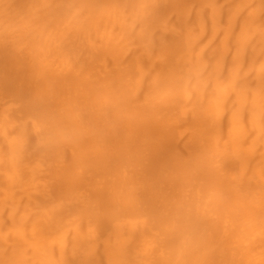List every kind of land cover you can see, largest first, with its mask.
<instances>
[{
  "label": "bare ground",
  "instance_id": "1",
  "mask_svg": "<svg viewBox=\"0 0 264 264\" xmlns=\"http://www.w3.org/2000/svg\"><path fill=\"white\" fill-rule=\"evenodd\" d=\"M261 0H0V264H264Z\"/></svg>",
  "mask_w": 264,
  "mask_h": 264
},
{
  "label": "snow or ice",
  "instance_id": "2",
  "mask_svg": "<svg viewBox=\"0 0 264 264\" xmlns=\"http://www.w3.org/2000/svg\"><path fill=\"white\" fill-rule=\"evenodd\" d=\"M261 3H262L261 14L264 15V0H261Z\"/></svg>",
  "mask_w": 264,
  "mask_h": 264
}]
</instances>
